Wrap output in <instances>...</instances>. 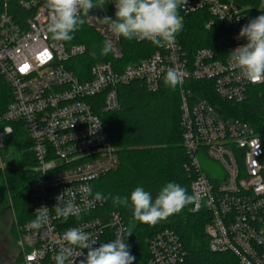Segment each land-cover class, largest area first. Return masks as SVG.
Instances as JSON below:
<instances>
[{
    "label": "built area",
    "instance_id": "1",
    "mask_svg": "<svg viewBox=\"0 0 264 264\" xmlns=\"http://www.w3.org/2000/svg\"><path fill=\"white\" fill-rule=\"evenodd\" d=\"M45 2L0 0V76L11 92L0 112V167L3 150L19 124L32 141L35 157L30 216L18 222L22 258L16 264H55L54 256L69 228L87 232L96 241L93 248L111 242L118 233L126 238L132 232L120 212L105 209L106 200L85 199L80 188L88 185L97 192L94 182L120 163L101 116L102 111L119 108V85L138 80L156 91L169 69L182 74L178 84L182 142L188 154L185 166L192 177L191 193L197 195L191 211L209 215L205 231L212 251L230 252L241 264H264L262 139L249 122L220 111L209 93L211 87L217 96L238 103L247 97L249 86L256 85L240 77L228 54L247 43L246 38H237L240 29L264 14V0H188L187 10H179L183 24L185 15L202 12L205 27L215 29L213 45L190 52L180 30L173 46H156L148 56L127 64L122 63V38L113 36L100 20L110 17L108 7L116 12L115 0H104L103 8L90 9L85 20L104 41L112 39L116 52L109 53L112 60L94 62L81 74L71 60L84 55L87 46L52 40ZM248 3L253 6L247 7ZM203 155L220 161L224 175L211 176L202 165ZM66 189L65 199H74L81 209L79 218L55 215L56 197ZM41 206L49 208V222L28 229ZM87 251L81 250L83 255L75 264ZM186 252L179 235L165 228L151 238L148 257L136 264H185Z\"/></svg>",
    "mask_w": 264,
    "mask_h": 264
},
{
    "label": "trees",
    "instance_id": "2",
    "mask_svg": "<svg viewBox=\"0 0 264 264\" xmlns=\"http://www.w3.org/2000/svg\"><path fill=\"white\" fill-rule=\"evenodd\" d=\"M107 12L115 19V11L108 7ZM202 15V12L185 15L181 36L184 46L190 52L202 46L213 45L215 29L205 27ZM73 36V40L65 42L67 45L84 43L87 46L84 55L71 60L75 62L77 74H81L83 69H89L94 62L112 60L109 54H100L104 40L86 22ZM122 42L125 49L123 64L146 57L156 49L150 41H129L122 38ZM93 51L96 52L95 56L91 55ZM118 90L119 108L99 111L117 147L120 163L116 169L99 177L94 186L97 191L109 196L105 209L120 212L124 220L132 225V232L125 238V242L136 258L133 264L148 257L151 238L165 228L174 230L182 240L187 251L185 264H241L237 256L230 252L210 249L209 237L205 231L210 222L209 215L204 211H191L192 204L153 225L135 220L130 203L127 207L112 203L111 196L130 197L136 187H143L155 199L168 182L178 183L192 194V177L185 166L188 154L182 142L179 85L173 89L163 83L158 90L149 91L137 80L119 85ZM209 93L220 111L249 122L260 135L264 146V84L250 85L247 97L238 103L217 96L211 87ZM10 99L9 86L0 76V112ZM19 125L7 144L21 152L23 167H13L10 170L9 189L6 186V190L8 201L11 199L19 220L24 221L30 216L28 202L30 184L34 178L32 168L35 157L30 149L32 141L25 128ZM262 162L264 175V156ZM21 258L22 256L17 262Z\"/></svg>",
    "mask_w": 264,
    "mask_h": 264
},
{
    "label": "clouds",
    "instance_id": "3",
    "mask_svg": "<svg viewBox=\"0 0 264 264\" xmlns=\"http://www.w3.org/2000/svg\"><path fill=\"white\" fill-rule=\"evenodd\" d=\"M104 0H46L45 7L49 10L50 22L48 32L54 41L70 42L73 33L86 22L90 9L103 8ZM188 0H115V19L104 17L100 19L108 26V30L116 38L132 41H150L154 46L171 47L175 44L176 34L183 27V17L179 15L181 8L186 9ZM246 38L247 43L231 51L229 63L239 70L243 80L252 84L264 82V14L251 19L242 26L237 37ZM112 39L106 38L100 54L107 56L115 53ZM92 56L96 52L91 53ZM182 74L176 69H169L164 83L175 89L181 82ZM100 125V124H99ZM99 127V126H98ZM97 127V128H98ZM56 197L57 204L53 207L57 218L67 220L70 216L79 218L81 209L74 199H65V192ZM80 192L83 197H92L93 201H104L109 198L103 193L93 190L88 185H82ZM114 205L132 207L133 218L146 224H156L169 216L179 213L185 206L197 200L196 194H189L187 189L175 182H168L153 199L150 192L143 187H136L130 197L111 196ZM49 222V208L41 206L36 210L35 219L30 221L28 229H40ZM130 234V233H129ZM64 245L54 256L55 264H75L76 258L83 255L82 249H88L84 259L79 264H133L135 256L130 252V246L125 237L117 234L114 240L102 243L93 248L96 243L82 228L73 227L64 232ZM78 248L79 252L75 249Z\"/></svg>",
    "mask_w": 264,
    "mask_h": 264
},
{
    "label": "rangeland",
    "instance_id": "4",
    "mask_svg": "<svg viewBox=\"0 0 264 264\" xmlns=\"http://www.w3.org/2000/svg\"><path fill=\"white\" fill-rule=\"evenodd\" d=\"M252 7L253 3H248ZM4 165L0 167V264H16L22 255V248L18 238V222L20 221L12 204L8 201L6 186L9 189L8 174L14 167L22 168L21 152L13 148L11 144L3 150ZM201 162L205 170L211 176H223L224 166L216 159L201 156ZM6 183V185H5Z\"/></svg>",
    "mask_w": 264,
    "mask_h": 264
},
{
    "label": "water",
    "instance_id": "5",
    "mask_svg": "<svg viewBox=\"0 0 264 264\" xmlns=\"http://www.w3.org/2000/svg\"><path fill=\"white\" fill-rule=\"evenodd\" d=\"M100 15H103V11L101 9H98Z\"/></svg>",
    "mask_w": 264,
    "mask_h": 264
},
{
    "label": "snow or ice",
    "instance_id": "6",
    "mask_svg": "<svg viewBox=\"0 0 264 264\" xmlns=\"http://www.w3.org/2000/svg\"><path fill=\"white\" fill-rule=\"evenodd\" d=\"M25 67H27V65H25Z\"/></svg>",
    "mask_w": 264,
    "mask_h": 264
}]
</instances>
